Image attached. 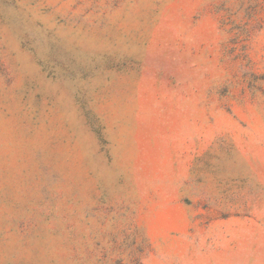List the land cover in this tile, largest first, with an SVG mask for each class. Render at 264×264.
<instances>
[{
	"label": "rangeland",
	"instance_id": "rangeland-1",
	"mask_svg": "<svg viewBox=\"0 0 264 264\" xmlns=\"http://www.w3.org/2000/svg\"><path fill=\"white\" fill-rule=\"evenodd\" d=\"M0 264H264V0H0Z\"/></svg>",
	"mask_w": 264,
	"mask_h": 264
}]
</instances>
